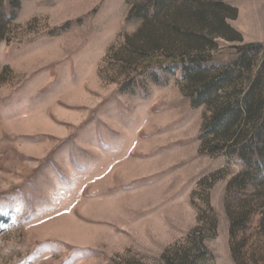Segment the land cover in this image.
Returning <instances> with one entry per match:
<instances>
[{"label":"rangeland","instance_id":"rangeland-1","mask_svg":"<svg viewBox=\"0 0 264 264\" xmlns=\"http://www.w3.org/2000/svg\"><path fill=\"white\" fill-rule=\"evenodd\" d=\"M0 264H264V0H0Z\"/></svg>","mask_w":264,"mask_h":264},{"label":"trees","instance_id":"trees-1","mask_svg":"<svg viewBox=\"0 0 264 264\" xmlns=\"http://www.w3.org/2000/svg\"><path fill=\"white\" fill-rule=\"evenodd\" d=\"M201 17H202V16H201ZM219 23L221 24L222 28H224V29L230 34V36H231V37L229 38L230 41H236V40H238V39L236 38V33H235L232 29H230L227 25H225V23H224L223 20H220ZM245 105L248 106L247 103H246Z\"/></svg>","mask_w":264,"mask_h":264}]
</instances>
